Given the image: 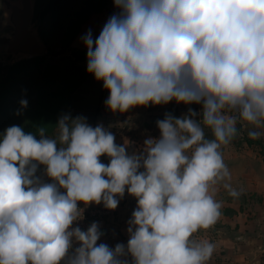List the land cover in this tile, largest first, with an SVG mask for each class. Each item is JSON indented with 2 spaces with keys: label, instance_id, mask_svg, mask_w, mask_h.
Wrapping results in <instances>:
<instances>
[{
  "label": "clouds",
  "instance_id": "1",
  "mask_svg": "<svg viewBox=\"0 0 264 264\" xmlns=\"http://www.w3.org/2000/svg\"><path fill=\"white\" fill-rule=\"evenodd\" d=\"M113 2L120 11L99 35L81 37L87 71L109 91L106 106L121 113L173 100L201 107L165 113L156 122L160 136L132 153L80 116L63 115L55 137L44 128L37 139L7 127L0 264H129V256L131 264H210L215 245L195 234L222 215L217 186L241 195L222 149L241 122L249 138L264 136V0ZM40 165L52 182L37 175ZM126 191L137 201L126 244H97L103 233L95 221L87 230L72 227L81 217L78 202L116 209Z\"/></svg>",
  "mask_w": 264,
  "mask_h": 264
},
{
  "label": "crops",
  "instance_id": "2",
  "mask_svg": "<svg viewBox=\"0 0 264 264\" xmlns=\"http://www.w3.org/2000/svg\"><path fill=\"white\" fill-rule=\"evenodd\" d=\"M119 11L120 9L116 7L111 14L104 15L101 18H91L84 23L75 39L74 45L81 51H87L81 37L91 30L95 39L109 17ZM104 105V110L101 111L102 114L98 116L101 119L100 124L111 131L116 137L115 142L118 145H125L129 153L141 151L144 140L148 137L158 138L160 136V130L156 122L164 119L165 113H171L179 117L186 113L189 107L197 111L201 107L197 104L185 105L171 101L168 104H150L147 107L136 106L130 108L127 112L121 113L118 111L113 112L106 104ZM104 117L109 123L105 121ZM149 128H151V132L147 131ZM206 134L211 138V133L207 130ZM247 138H249L247 129L241 122L238 124V135L222 149L224 162L231 173L230 183L234 189L241 192V195L238 198H234L222 186H217L215 198L222 205V215L215 226L211 228V237L206 239L214 243V245H219L220 243L223 245L224 248H221V253L219 252L223 259L221 264L232 263V258L240 260L242 257L245 260V257H247L245 256L246 253L252 247L260 244V241L255 237L254 222L244 218L245 211L241 210V204L250 200L254 204V210H259L260 212L264 210V157L258 151H255L257 149H263L264 151V136L258 139L250 138L254 141L252 143L247 142ZM100 159L101 162L107 164L110 158L105 155L101 156ZM61 190L63 191V189ZM252 195L257 198L256 202L253 201ZM248 197L251 198L248 199ZM78 204L88 209L99 205L95 203L85 205L83 202H78ZM136 207L132 208V212ZM132 212L130 215L127 214L128 217H125L126 214L121 212L113 219L110 218L109 214L103 215L106 219L103 222L96 220V218L92 220L91 223L94 221L98 222L103 233L97 244L106 243L109 247H114L117 243L126 244L129 239L127 232L128 221L132 216ZM77 246H79L78 243L74 242L73 248ZM255 252L256 250L253 248V253ZM212 257L214 258L215 256L213 255ZM213 258L212 261L214 260Z\"/></svg>",
  "mask_w": 264,
  "mask_h": 264
},
{
  "label": "trees",
  "instance_id": "3",
  "mask_svg": "<svg viewBox=\"0 0 264 264\" xmlns=\"http://www.w3.org/2000/svg\"><path fill=\"white\" fill-rule=\"evenodd\" d=\"M112 4L113 0H36L34 18L39 21L38 32L50 54L52 32L63 20H67L66 44H70L92 14L99 13ZM86 52L71 50L73 59L64 58L67 59L64 62L66 72L63 84L59 87L52 85L49 75L44 76L41 67L44 56L21 59L5 67L0 65V139L5 129L12 125L21 126L26 133H32L37 139L40 138V128H44L46 132L53 128L60 106L66 103L80 82L77 74L80 73L81 66L77 62L84 59ZM32 92L33 96L30 98ZM21 99H26L28 105L23 120L18 122L17 118L23 110ZM247 142L254 141L247 138Z\"/></svg>",
  "mask_w": 264,
  "mask_h": 264
},
{
  "label": "rangeland",
  "instance_id": "4",
  "mask_svg": "<svg viewBox=\"0 0 264 264\" xmlns=\"http://www.w3.org/2000/svg\"><path fill=\"white\" fill-rule=\"evenodd\" d=\"M35 5H36V1H35ZM115 8L116 6L114 4L109 5L103 11L96 14H92L88 20H90L91 18L95 19L97 17L101 18L104 15L111 14L115 10ZM33 21L34 23H37L39 27V21H37L35 18ZM66 25H67V20H63L62 23L59 26H57L56 29H54V31L52 32V38L49 43L51 54L44 55L45 59L41 62L42 63L41 67L43 69L44 76L49 75L50 78L52 79V85L58 87L63 84V77L66 72V67L64 66L65 65L64 62L67 59L64 58L70 57L73 59V57L71 56V50L72 51L74 50L75 52H82L81 50L78 49L77 46L74 45L77 35L75 39L70 42V44H66L68 38L66 36ZM14 62L10 61L9 58H6L0 62V65L2 67H5ZM77 64L81 66V68L79 69L80 73L77 74V78H80V82L78 86L75 89H73V92L71 93V96L66 101V103H63L60 106L59 113L55 118L53 128H51V130L48 132L45 131V134L51 137H55V135H57V129H56L57 122L65 114H70L72 117H77V116L84 117L86 118V122L93 127L100 124L101 119L98 118V116L101 115L102 114L101 111L104 110L105 107L104 104L107 96H109V91L103 87V81L96 80L94 78V75L87 71L86 55L84 56V59L78 61ZM32 96H33V92L31 93L30 98ZM22 109H23L22 112L20 111L21 116L17 118L18 122H21V120H23L22 118L25 116L27 112L26 108H22ZM104 119L105 121H108L106 120V117H104ZM255 151H258L264 157L263 149L262 150L257 149ZM37 175L41 178L43 182H52L51 178L47 177V175L45 174L43 165L39 166ZM253 196L254 195H252L251 197L253 198V201L256 202L257 198ZM251 197H248V199ZM117 198L119 199V204L116 209H107L104 207L103 203L99 204L98 206H93L92 208L95 210H101V209L105 210L106 213H109L111 219L117 217V215H119V213L121 212H124V214H126L125 217H128L127 214L130 215L132 210L137 206L136 198L128 194L127 191L125 192V195L122 199L119 197ZM243 204H241V210L245 211L244 218L247 220H251V222H254V226H255L254 232H256L255 237L260 241V244L252 247L249 250V252L246 253L245 256L247 257H245V260H243L242 257L240 260H235L234 258H232V263L229 264H264V210L263 212H260L259 210H254L255 209L254 204L250 200H247ZM131 205H133V207H131ZM96 220H101L103 222V220L106 219L103 217V213H100V215L96 217ZM210 232H211V228L208 230H201L197 234H195L194 238L207 240L206 238L211 237ZM221 248H224L221 243L219 245H215V251L213 253L215 257L214 258L212 257L214 259L213 261L211 258L210 264L222 263L223 259L219 254V252L221 253ZM253 248L256 250L255 253H253ZM127 259L129 260V264H131L132 258L129 256Z\"/></svg>",
  "mask_w": 264,
  "mask_h": 264
},
{
  "label": "water",
  "instance_id": "5",
  "mask_svg": "<svg viewBox=\"0 0 264 264\" xmlns=\"http://www.w3.org/2000/svg\"><path fill=\"white\" fill-rule=\"evenodd\" d=\"M35 1L0 0V62L50 54L33 21Z\"/></svg>",
  "mask_w": 264,
  "mask_h": 264
},
{
  "label": "built area",
  "instance_id": "6",
  "mask_svg": "<svg viewBox=\"0 0 264 264\" xmlns=\"http://www.w3.org/2000/svg\"><path fill=\"white\" fill-rule=\"evenodd\" d=\"M175 101V100H173ZM78 207L81 210V217L78 219L72 227H77L79 226L81 230H87V228L90 226L91 221L94 220L97 216L100 215V213H103V215H108L109 213H106L105 210H95V209H88L85 208L84 206L78 204Z\"/></svg>",
  "mask_w": 264,
  "mask_h": 264
}]
</instances>
